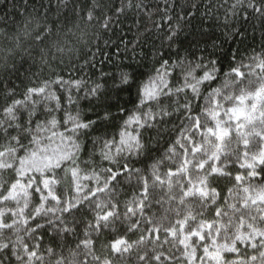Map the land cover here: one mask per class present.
<instances>
[{
    "label": "snow or ice",
    "instance_id": "snow-or-ice-1",
    "mask_svg": "<svg viewBox=\"0 0 264 264\" xmlns=\"http://www.w3.org/2000/svg\"><path fill=\"white\" fill-rule=\"evenodd\" d=\"M99 7L97 0L87 13L88 23ZM248 8L264 14V0H251ZM77 15L85 19L82 10ZM110 22L105 19L104 26ZM56 27L52 21L51 28ZM176 35L174 31L168 39ZM40 64H49L46 56L40 57ZM177 69L182 83L173 87L170 79L176 78ZM197 69L207 70L198 77ZM232 73L198 105L201 86L215 82L216 69L202 62L170 61L161 54L159 67L141 80L139 102L121 124L119 138L104 134L99 155L109 166L99 170L81 166L93 163L92 153L81 161L87 151L81 136L97 121L85 122L79 112H66L61 131L53 115L60 110L53 85L80 89L83 80H45L27 88L23 99H15V91L6 88L0 105V264H130L133 255L134 264H195L197 259L200 264H264V53L252 57L250 64L240 63ZM135 74V69L120 73V85H129ZM100 89L94 85L86 95L96 96ZM172 97L176 107L169 110L164 100ZM68 99L71 103V96ZM42 101L44 111L38 113ZM53 101L55 108L47 103ZM110 115L106 112L103 120ZM168 124L179 134L166 141L159 161L144 165L154 160L163 140L160 126ZM152 129L156 136L145 142L144 131ZM100 139L93 138V148ZM165 161L172 166L162 171ZM5 172H14V179L5 181ZM222 180L232 183L227 194ZM61 186L72 195H61ZM126 188L132 195L121 211L118 197ZM37 195L38 205L26 214ZM213 211L209 220L206 214ZM45 232L58 237L46 248ZM137 232L139 238L130 242L129 235ZM69 237L76 241L74 248ZM201 248L203 255L197 256Z\"/></svg>",
    "mask_w": 264,
    "mask_h": 264
},
{
    "label": "trees",
    "instance_id": "trees-1",
    "mask_svg": "<svg viewBox=\"0 0 264 264\" xmlns=\"http://www.w3.org/2000/svg\"><path fill=\"white\" fill-rule=\"evenodd\" d=\"M98 2L100 7L94 12L95 18L88 23L87 13L97 0H0V105L4 103L6 88L15 91V99H23L27 88L38 87L45 80H56L58 77L64 80H83L85 83L80 89L53 85L60 101V110L53 115L57 117L61 131L64 129L66 112L72 115L79 112L81 120L85 122L97 121L93 129L87 130V136H81V140L87 145L81 161L88 160L89 153H92L93 163L81 165L86 169L94 167L99 170L109 166L99 155L104 134L107 133L109 139L113 134H117L116 138H119L121 124L139 102L140 82L159 67L161 54L170 61L184 60L186 65L189 62L193 65L202 62L208 68L216 69L215 82L210 87L207 83L203 84L202 96L195 101L202 105L205 103L203 97L212 88L223 83L225 74L231 73L234 76V67L240 63L250 64L252 57L264 53V14H257L248 8L251 0H242L235 9L232 5L237 0H167V6L165 0ZM137 3L148 4L149 7L137 8ZM129 4L131 7H128ZM120 9L122 11L118 12ZM81 10L85 19L77 15ZM108 18H111V22L105 27L104 21ZM52 21H57L56 28H51ZM174 31L177 33L176 38L170 41L168 37ZM41 56L47 57L48 65L40 64ZM134 69L136 74L132 82L120 85V73H133ZM204 70L207 69H197V76H202ZM180 76V70L177 69L176 78L170 79L173 87L182 83ZM94 85L101 86L100 92L96 96L86 95ZM188 93L191 95L190 90ZM69 96L72 98L71 103ZM180 98L183 100V94ZM175 99L176 97H172L171 100H164L169 110L176 107L173 103ZM45 103L42 101L37 105L38 113L44 111ZM47 103L49 107L55 108L54 101ZM147 107L145 105V110ZM151 107L154 111L157 110V105L152 104ZM121 108L124 109L123 112ZM106 112L111 114L107 121L103 120ZM40 119L44 117L41 116ZM165 127L169 129L168 132H164ZM171 127V124L160 126L163 135L161 146L153 153L154 160L145 161L144 165L150 166L163 157L168 147L166 141L169 138L175 140L179 134L178 130L172 132ZM98 136L101 139L93 148L92 140ZM155 136L156 129L143 133L145 142L151 143ZM169 166H172L170 162L165 161L162 171H166ZM14 176V172L3 174L4 180L9 182ZM220 185L225 194L232 187V183L227 180L220 181ZM65 187L61 186L60 194L72 195L65 191ZM131 195L132 189L129 188L120 192L118 198L121 201V211L124 202ZM38 203L37 195L26 214L33 211ZM11 206L15 207L14 202ZM194 207L199 206L197 204ZM206 216L210 220L214 211ZM29 226L35 227L31 221ZM78 231L82 234V229ZM6 235L15 239L11 232ZM21 235L30 244L33 243L24 233ZM139 235V232L130 234V242L138 239ZM50 239L58 237H49L45 232V248ZM103 240L102 236L97 241L98 250ZM69 243L74 248L76 241L69 237ZM168 249L169 245L165 244L164 250L167 252ZM172 251L177 256L180 255L176 249ZM42 254L47 255L43 251ZM200 255H203L202 248L197 252V256ZM130 264H134V255ZM195 264H200V261L197 259Z\"/></svg>",
    "mask_w": 264,
    "mask_h": 264
}]
</instances>
